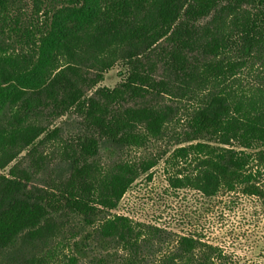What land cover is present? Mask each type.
Wrapping results in <instances>:
<instances>
[{"label":"trees","instance_id":"16d2710c","mask_svg":"<svg viewBox=\"0 0 264 264\" xmlns=\"http://www.w3.org/2000/svg\"><path fill=\"white\" fill-rule=\"evenodd\" d=\"M161 163L264 207V0H0V264H238L115 214Z\"/></svg>","mask_w":264,"mask_h":264},{"label":"rangeland","instance_id":"374dc122","mask_svg":"<svg viewBox=\"0 0 264 264\" xmlns=\"http://www.w3.org/2000/svg\"><path fill=\"white\" fill-rule=\"evenodd\" d=\"M119 70L117 67L111 71L102 86L116 87L120 82ZM74 119L62 118L55 126H61L66 136L74 134ZM165 146H154L147 152L131 151L130 157L156 156ZM59 167L52 165L55 173ZM152 176L151 179L143 176L135 183L115 214L165 228L177 235L200 234L209 243L222 247L238 264H264V207L257 198L224 193L209 199L190 190L175 191L169 187L163 163L152 170ZM62 254L68 258L74 253L67 248ZM78 264L91 262L81 259Z\"/></svg>","mask_w":264,"mask_h":264}]
</instances>
